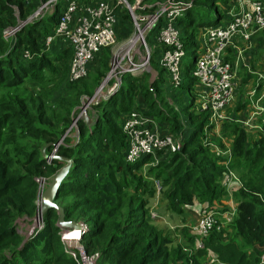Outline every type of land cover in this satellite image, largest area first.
<instances>
[{
  "label": "trees",
  "instance_id": "trees-1",
  "mask_svg": "<svg viewBox=\"0 0 264 264\" xmlns=\"http://www.w3.org/2000/svg\"><path fill=\"white\" fill-rule=\"evenodd\" d=\"M45 1L0 0V264H75L63 252L56 210L44 213V227L32 238L25 239L19 231L23 230L19 225H29L36 214L34 177L52 179L65 165L58 159L48 163L42 147L47 145L46 156L51 154L53 144L71 125L82 98L91 95L81 84L83 80L69 83L57 110L51 108L54 89L48 88L49 84L58 80L57 70L67 74L72 57L71 48L61 46V39L49 48L44 46L45 37L52 34L59 20L60 4L42 19L26 23L12 39L3 37V31L26 22ZM192 2V8L176 23L188 57L182 63V84L177 90L169 87L175 102L184 92H194L181 110L192 127L181 150L166 158L158 153L160 161L148 166L145 176L139 173L142 166L156 156H144L134 164L125 162L127 141L122 119L134 109L137 96L142 106L137 111L166 125L167 135H177L182 128L179 114L159 106V98L166 105L168 102L160 89L165 84L161 78L165 71L156 62L151 63L158 73L155 80L150 82L149 74L144 73L140 78L147 83L143 85L125 75L127 84L114 97L92 106L95 115L90 121L77 122V142L71 145L67 139L68 145L57 150V156L71 160V167L55 203L70 198L62 205L64 220L83 219L88 224L82 237L84 248L88 254L99 251V264H204L209 252L217 264H264V138L248 144L247 132L238 125L230 126L233 155L225 165L203 145L208 114L193 109L198 82L190 73L200 47L199 32L221 21L220 4L226 6L229 0ZM26 50L33 56L30 61L22 58ZM105 52L98 56L104 57ZM107 59L103 61L106 68ZM27 84L34 85L37 93L22 90ZM229 171L241 183L235 193L234 218L228 229L210 232L202 248L193 247L186 228L179 229V243L150 217L154 200L161 206L155 213L163 210L172 217H180L183 207L193 202L213 208L227 193L223 181Z\"/></svg>",
  "mask_w": 264,
  "mask_h": 264
},
{
  "label": "built area",
  "instance_id": "built-area-1",
  "mask_svg": "<svg viewBox=\"0 0 264 264\" xmlns=\"http://www.w3.org/2000/svg\"><path fill=\"white\" fill-rule=\"evenodd\" d=\"M233 1L238 10L234 12L233 3V7L226 13L227 20L223 25L219 22L215 27L201 29L202 41L195 67L190 73L199 86L195 91L194 106L208 114V121L204 125V134L208 136L212 126L227 122L226 111L235 99V66L225 60L227 49L233 46L237 39L249 42L255 33L264 32V3L252 1L246 4L245 0ZM59 4V20L52 34L45 37L44 46L49 48L54 41L61 39L71 48L72 57L66 82L74 83L85 79L92 61L103 50L116 46V12L122 10L131 22L132 33L126 38L125 47L112 57L113 73L130 76L150 74L151 63L156 62L167 74L170 88L179 89L183 79L182 63L185 51L176 23L192 8V0H47L26 22L3 31L4 39H12L26 23L42 19L50 9H55ZM245 5H248V8ZM150 33H154V46L148 42ZM123 51L125 53H122ZM32 57L28 50L23 51L22 58L25 61H30ZM125 58L126 62L121 65ZM153 80L154 77L151 81ZM115 83L111 90L118 86L117 80ZM263 98L264 94L258 93V90L250 93V105L253 110L250 111L249 121H255L257 116L261 115L263 110L258 104ZM121 130L127 141L124 158L129 164H134L147 155L155 157L158 153L167 156L175 154L181 150L184 140L173 135L159 134L154 119L136 109L124 115ZM203 145L215 155L220 154V150L209 139L205 140ZM52 159V155H49L47 162L50 163ZM232 184L241 188L239 180L229 171L223 181L226 192ZM40 210L36 205V214L27 225L25 233L23 231L25 239L32 238L43 229V216H36ZM217 215L216 210L205 212V215L189 226V233L199 236L198 248L203 247L202 240L210 232L224 228L217 220ZM230 215H235V209ZM230 215L228 214V217ZM150 217L156 221L161 219L153 211L150 212ZM78 224L77 230H60L63 252L75 264H99L100 255L88 254L84 248L82 237L87 232L88 225L83 222ZM208 264H217L216 258L210 259Z\"/></svg>",
  "mask_w": 264,
  "mask_h": 264
},
{
  "label": "crops",
  "instance_id": "crops-1",
  "mask_svg": "<svg viewBox=\"0 0 264 264\" xmlns=\"http://www.w3.org/2000/svg\"><path fill=\"white\" fill-rule=\"evenodd\" d=\"M252 1H260L264 3V0H245L246 4ZM233 3L235 7L234 12L238 10V6H235V2L233 0H229L228 4L224 7L225 9L224 14L227 13V11L231 9V7H233L232 6ZM245 6H247L248 8V5ZM54 10L55 9H53L52 12ZM220 12H221V8H220ZM50 13L51 12L49 11L46 15ZM116 13H117L116 15L117 23H116L115 31H116L117 40L123 37L127 38L132 33L131 22L124 11L117 10ZM223 16L224 15L222 14V17ZM200 34L201 31L199 32V41L201 42L202 36L200 37ZM60 41H61V46L62 45L66 47L68 46L66 41L64 40H60ZM226 56H227V60L233 63L235 66L234 71H235L236 93H235L234 101L236 103L235 105H233V107L230 110L227 109L226 111V115L231 119H233L234 121L228 120L227 122H224L222 124L219 123L212 126L209 129L210 132L208 136L211 143L215 141L214 138L220 139V142L216 141L217 145L215 143L213 144L220 150V154H216V155L218 158L223 160V163L225 165L226 163L230 162L233 155V150H232L233 135H231L230 133L231 131V129L229 128L230 126H233L234 124H239V127L247 132L248 144H252L258 139L264 138V98L258 104V106H260L261 109L263 110L261 112V115H258L255 121L248 120L250 111L253 110L252 106L250 105V93L253 90H258V93L261 92L262 94H264V32L255 33L249 42H244L240 39L235 40L233 46L228 48ZM247 60H249L250 62H248ZM89 66L91 67V64ZM157 76H158L157 71L154 68H152V71L149 74L150 81L153 77L155 80ZM260 77H262V79ZM161 78L165 82V84L162 87H160V89L163 90V96L167 102H172L173 101L172 98L174 99V96H173V92L169 88L170 86H169L167 74L163 73ZM240 94L244 95L242 99L239 98ZM246 97H247V101H245ZM140 100L141 97L139 96V99L137 97L133 105V108L139 111H141L142 109ZM240 105H244V106L242 108H238V106ZM243 110H244L243 112L244 117L241 118L240 114L242 113ZM254 110H256V108H254ZM154 121L156 123V131H158V133L161 135H166L168 133L167 126L161 123L159 124V122H157L155 119ZM229 158L230 160H228ZM238 190H239L238 185L232 184L230 190L225 194V196L221 198L218 203H215L217 206L220 205L221 207V208L219 207L217 208V212H218L217 219L220 221L221 224L223 223V226L226 229H228L229 227L228 225L230 219L228 217V214L221 215V212L229 211L231 208L236 209L237 202L235 199V193ZM157 204L158 201H156V204L154 205L153 209H151V211H154L156 207L158 209ZM192 210L185 207V209H183L182 215L180 217H177L179 219V223L175 226H172L162 217L160 220H157L156 224L157 226L159 224H162L158 227L172 234L173 239L176 242L180 243L182 241V238L179 233V229L181 228L189 229L191 223H194L196 221L197 211H199L198 205L197 204L194 205V208ZM19 226L20 228H23V230H25V228L27 227V225L26 226L19 225Z\"/></svg>",
  "mask_w": 264,
  "mask_h": 264
},
{
  "label": "rangeland",
  "instance_id": "rangeland-1",
  "mask_svg": "<svg viewBox=\"0 0 264 264\" xmlns=\"http://www.w3.org/2000/svg\"><path fill=\"white\" fill-rule=\"evenodd\" d=\"M224 7L225 6L223 4H220L221 12L224 15L223 18H222V20L220 21V25H223L226 22V20H227L226 13L224 14V12H225L224 11L225 10ZM207 8L205 10H209ZM52 10L53 9H50L49 11L52 13ZM153 36H154V33H150L149 34V37H148L149 45H152V46L155 45V42L153 40ZM125 41H126V38H124V37L123 38H119L118 39V42H117V44H116V46L114 48H112L110 50H106L107 52L104 53V57L100 55V56L96 57L92 61L91 68H90V71H89L87 77L85 79H83V81L81 82V84L86 85V87L89 88V90H90L89 93L91 95L90 96H87V97L85 96V97L82 98V100L80 102V105L77 108V113L75 114L71 125L63 133L62 137L59 138V140L55 144H53L54 148H53V150H52V152L50 154V155H52L53 159H55L56 157L61 158L60 156H57L56 153H57L58 148L61 145H68V142L66 141L67 139H69V141L71 142V145H73V144H75L77 142V140H78V136L76 135L77 134V132H76L77 122L78 121H82V120H84L85 122L90 121V116L93 117L95 115V112L91 110L92 106L95 105V104H99L101 102L107 101L108 99H111L112 97H114L120 91V89H121V87H122L123 84H127L125 82V78L126 77H124V76L125 75H128V74L120 75V74L113 73V71H112V63H111L112 57L115 55V53L116 52H120V49H122V48L125 47ZM122 53H125V51H123ZM105 57H108V59H107L108 68H106V66L105 67L103 66V61H104V58ZM183 60L187 61L188 60V57H184ZM247 61L250 62L249 60H247ZM125 62H126V58L124 59V62L121 63V65H123ZM56 73H57L56 74V77H57L58 80L54 81V83L49 84V87H48V88H53L54 89V93H53L52 99H51V108H52V110H57V102L60 101V98L65 95V93H66L65 90H66V88H67V86L69 84V83L66 82V78H65L66 75L63 73V70L62 69L61 70H57ZM141 75L142 74H140L139 76H131V77H134L136 79H139L141 81V84L146 85L147 80L144 79V78H140ZM137 77H139V78H137ZM115 80H117L118 86L115 87L113 90H111L112 87H113V85L116 84L115 83ZM197 88H199L198 85H196L195 90H197ZM24 89H27L28 91L32 92L33 94H36L37 91H38V89L36 87H34V85H32V84L25 85V87H23L22 90H24ZM110 90L112 91L111 95L108 94L110 92ZM193 95H194V92H190V94H188V93L186 94V92H184V94L181 96V98L178 99L179 100L178 102H175V101L168 102V105H166L164 103V101L161 100V98L158 99L159 106L165 112H169V111H172L173 110L172 112H175L177 115L179 114L180 117H181L180 122H181L182 128H181V130L179 131V133L177 135H174V137H176V138L185 139V138L188 137L190 131L192 130V127L186 121V114H183L181 112V110L184 108V106L187 105V103L189 102V99L192 98V97H194ZM243 96H244L243 94H240L239 98L242 99ZM137 97L139 99V96H137ZM88 98H91L90 101L89 100L87 101ZM136 98H135V101H136ZM245 101H247V97H246ZM235 103L236 102L234 101L233 104L231 105V107L228 108V110H230L233 107V105H235ZM193 107H194L193 109H196V111H198V109L195 106H193ZM243 112H244V110L240 114L241 115L240 116L241 118L244 117ZM228 120H233V119H231L230 117H228ZM234 125H238L239 126V124H234ZM204 135L205 136H203V139H202L203 142L205 140L207 141L209 139V137H208L207 134H204ZM214 140L215 141H213V143H215V144H216V141H219L220 142V139H218V138H214ZM204 147H206V146H204ZM46 148H47V145H44L42 147V149H41L42 150L41 153H42V155H44V158L47 161V157L49 155L46 156V153H45ZM207 148L208 147H206V149ZM43 150H44V152H43ZM212 154L215 157H217L214 153H212ZM159 156L162 157V158H166L167 157L164 154L163 155L161 154ZM161 160H163V159H161ZM159 161H160L159 157L156 156L154 159H152L150 161V164L143 165L139 173L142 176H145L146 175V172H147V169H148V166H155V165H157V163ZM53 178L51 179V178H48L46 176H36V177H34V181H35V183L37 185V193H38L36 205H37V207L39 209L42 208V200L41 199H42L43 192L47 189V186L51 183V181L53 180ZM155 186H157V188H158V183L156 181H155ZM69 201H70V198L67 197V198L62 199L60 202H57L55 204L58 207L62 208V205L67 204ZM156 201L154 200L153 202H151V204H150L151 209H153L154 205L156 204ZM196 204L198 205V210H199V211H197L196 221L198 219H200L201 216L205 215V212H210V211H213V210H216L217 211V208L218 207L221 208L220 205L217 206L216 204L213 205V208H207L202 203L193 202L190 206H184L183 209H185V207H187L190 210H192L194 208V205H196ZM157 206H158V208H161L160 203L157 204ZM234 209L235 208H231L229 211L221 212V215L222 214H224V215L225 214H229L230 215L231 214V211L234 210ZM157 213H159L161 215V217H163L172 226H175V225H177L179 223V219L177 217H172V219H171V216H169V214H167L166 212H163V210L161 212L160 211H157ZM229 218H230V222H229V225H230V223L232 222V219L234 218V216L230 215ZM69 222H75V223H81V222H83L86 225H88L83 219L82 220H79V221H77L76 219H72ZM156 223H157V221H156ZM219 223H220V221H219ZM192 224L193 223H191V225ZM56 225H57V222H56ZM160 225H162V224H159L158 226H160ZM26 228H25V230H26ZM19 229H22V228H19ZM177 229H179V228H177ZM25 230H19V231H22V234H23V231L25 233ZM229 231H230V229H229ZM191 237L194 240V246L193 247L195 249L196 248L198 249V247H197V244L198 243L197 242L199 241V236H191ZM59 239H60V237H59ZM203 242L204 241L202 240V244H203ZM96 253L98 255L100 254L99 251H96L93 254H96ZM213 257H214V255L211 252H209L208 253V257L203 260V263L204 264H208L209 261H210V259H212Z\"/></svg>",
  "mask_w": 264,
  "mask_h": 264
},
{
  "label": "water",
  "instance_id": "water-1",
  "mask_svg": "<svg viewBox=\"0 0 264 264\" xmlns=\"http://www.w3.org/2000/svg\"><path fill=\"white\" fill-rule=\"evenodd\" d=\"M91 98H88L87 101H90ZM44 152V150H43ZM44 156V155H43ZM49 157V156H48ZM55 159H58L65 163V166L58 171V173L54 176L53 180L51 183L47 186V189L43 192L42 195V208L37 213V218H41L44 213L47 210L54 209L57 211L58 214V220H57V227L60 230H77L79 229V224L75 222H67L64 220V215H63V210L62 208L58 207L55 204V198L58 192V188L62 182V180L65 178L67 175L70 167H71V161L65 158H58L56 157Z\"/></svg>",
  "mask_w": 264,
  "mask_h": 264
}]
</instances>
